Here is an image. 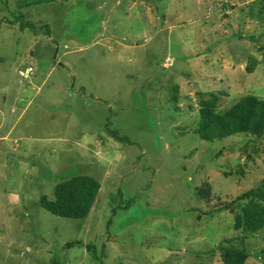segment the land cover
Returning a JSON list of instances; mask_svg holds the SVG:
<instances>
[{
    "label": "rangeland",
    "instance_id": "374dc122",
    "mask_svg": "<svg viewBox=\"0 0 264 264\" xmlns=\"http://www.w3.org/2000/svg\"><path fill=\"white\" fill-rule=\"evenodd\" d=\"M31 1L0 0V264H223L213 251L234 215L202 210L264 177V139L207 142L191 127L200 92L221 108L264 98V22L249 16L264 0H129L125 12L119 0ZM79 174L102 185L87 218L39 204ZM77 240L98 257L66 247ZM247 244L248 264H264V230Z\"/></svg>",
    "mask_w": 264,
    "mask_h": 264
},
{
    "label": "trees",
    "instance_id": "16d2710c",
    "mask_svg": "<svg viewBox=\"0 0 264 264\" xmlns=\"http://www.w3.org/2000/svg\"><path fill=\"white\" fill-rule=\"evenodd\" d=\"M152 1L157 4L162 0ZM34 3L35 1L32 0L31 3L27 5ZM128 3L129 0H119L118 4L116 2V7L125 12ZM259 5L260 7L257 6V11L254 6L250 7L249 16L264 22V4ZM21 6L19 8H21ZM109 12H111V10H109ZM7 17L8 16L5 17L7 23H20L23 29L25 26L33 24V22L28 21V23H24L25 16L20 13H11L9 17H12V20ZM90 25L92 24H89L88 27H90ZM43 27L47 28L48 26L46 25ZM260 49L263 51L264 45ZM173 52L175 53V51ZM248 60L249 64L247 70L249 73H253L255 71V62H253L252 58H248ZM28 68L35 69V66H28L26 69ZM20 71L22 70L20 69ZM221 93L227 95L225 91ZM198 95L199 114L194 120V125L191 127L194 135H196L195 137H199L200 140L207 142L221 141L238 134L252 135L264 139V98H260L254 94H246L236 100L231 106L221 108L220 96L209 94V97L205 98L204 94L201 92L198 93ZM177 100L178 91L177 88H175L173 102L175 103ZM178 110L180 109L177 108L176 111ZM109 132L117 141H129L127 136H122L117 130L109 129ZM248 158H250V156H248ZM204 186L210 190L209 183H205ZM101 187V182L95 176L86 174L75 175L63 179L56 184L54 199H49L44 195L41 197L39 204L58 217L85 219L91 214ZM203 200L206 201V203L210 202L209 196H205ZM129 207L130 201L125 205V209H129ZM191 207L192 206H188V208ZM116 210V208L113 209V214L116 213ZM227 210H230L234 215L232 230H234L235 234L232 237H225L213 252H220V258L223 264H248L249 259L252 257V253L249 250L247 239L251 236H256L264 230V177L257 184L248 188L229 203L218 204L217 210H202V213L204 216L213 217L214 214ZM189 211L186 210L185 217L188 216L187 213L190 214ZM112 222L113 220L109 219L107 223L108 228L112 225ZM73 245L86 246L89 252H92L96 258L98 257V248L95 244H85L82 240H77L70 242L66 247H73ZM102 248L104 250L105 246L103 245ZM211 251L212 250L206 251V254L209 255ZM55 258L56 257L53 258L51 264H58Z\"/></svg>",
    "mask_w": 264,
    "mask_h": 264
},
{
    "label": "built area",
    "instance_id": "2783aa9c",
    "mask_svg": "<svg viewBox=\"0 0 264 264\" xmlns=\"http://www.w3.org/2000/svg\"><path fill=\"white\" fill-rule=\"evenodd\" d=\"M31 68L27 69V71L29 70L30 71ZM22 74H24V71H20Z\"/></svg>",
    "mask_w": 264,
    "mask_h": 264
}]
</instances>
